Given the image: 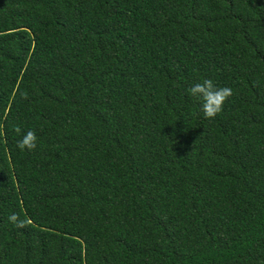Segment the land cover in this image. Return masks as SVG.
I'll list each match as a JSON object with an SVG mask.
<instances>
[{
    "label": "trees",
    "instance_id": "16d2710c",
    "mask_svg": "<svg viewBox=\"0 0 264 264\" xmlns=\"http://www.w3.org/2000/svg\"><path fill=\"white\" fill-rule=\"evenodd\" d=\"M0 264H264V0H0Z\"/></svg>",
    "mask_w": 264,
    "mask_h": 264
},
{
    "label": "clouds",
    "instance_id": "9594fccd",
    "mask_svg": "<svg viewBox=\"0 0 264 264\" xmlns=\"http://www.w3.org/2000/svg\"><path fill=\"white\" fill-rule=\"evenodd\" d=\"M188 94L200 101L201 111L205 118L212 119L223 110V105L229 97L233 95V91L228 86L218 87L212 79L205 78L202 82L193 84L188 89ZM23 98L27 97V93L21 94ZM16 133H21L19 126L15 127ZM37 135L34 130H28L17 141V148L21 151L27 149L29 151L37 148ZM8 220L14 226L26 227L29 223L26 219H21L19 214L13 212L8 216Z\"/></svg>",
    "mask_w": 264,
    "mask_h": 264
}]
</instances>
